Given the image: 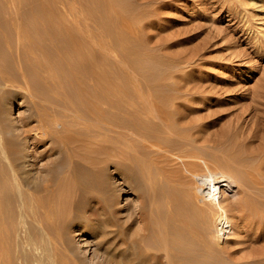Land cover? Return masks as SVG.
<instances>
[{
	"label": "rangeland",
	"instance_id": "obj_1",
	"mask_svg": "<svg viewBox=\"0 0 264 264\" xmlns=\"http://www.w3.org/2000/svg\"><path fill=\"white\" fill-rule=\"evenodd\" d=\"M69 45L70 55L60 53ZM87 64L109 78L115 107L101 99L89 109L85 96L102 91L74 70ZM137 92L166 99L164 121L142 120L157 144L181 140L184 154L204 155L197 180L213 174L205 196L220 207L242 200L221 148L253 133V147L264 138V0H0V170L13 167L17 186L2 191L16 195L7 203L12 264H128L120 256L132 253L143 264H167L175 251L181 264H264L262 214L239 219V207L215 213L216 222L208 215L205 229L193 227L200 237L151 223L173 207L163 191L180 188L167 178L183 182L178 165L194 157L177 160L125 133L122 101L141 107ZM161 122L166 130L155 131ZM258 191L245 193L255 200L245 210L264 206Z\"/></svg>",
	"mask_w": 264,
	"mask_h": 264
},
{
	"label": "bare ground",
	"instance_id": "obj_2",
	"mask_svg": "<svg viewBox=\"0 0 264 264\" xmlns=\"http://www.w3.org/2000/svg\"><path fill=\"white\" fill-rule=\"evenodd\" d=\"M255 1H257V0H255ZM254 3H256V2H254ZM58 34L59 35L56 36L57 39L55 37V40L56 41L59 40L58 37H62L63 38L65 36V34L63 32L62 33H58ZM66 36H68V34ZM89 38L91 39V37H89ZM61 51L62 52H60V53H62V54L64 53V55L69 54L70 53L69 52L70 51V45L68 47L65 46ZM69 63H71V62H69ZM74 70L77 71V73L83 74V77L84 76H88L89 79L92 81L94 87L98 88L103 93L102 94V93H99L98 92V94H96L97 93L96 92L95 94L90 93V94H87L85 96V99H88V100H84V101H88L89 109L90 110L91 109H94V108L97 109L99 107V105H100V102L98 103V101H101V99H103L105 105H107L109 108H113V107L116 106V103L114 102V99H113V98H116V97L114 96L115 94L112 95V93L110 92V88H111L112 84L109 81V78L107 77V75L105 76L103 74H98L97 72H95L97 70L94 68V66H91L90 64L88 65V67H84L83 69H82V67H80V68H75ZM142 95L143 94H141L139 92L136 93L137 98L143 99V104H142L141 107H139V106L137 107V105L132 100H130V101L129 100H126L125 102L122 101V103H124V112H125V115L127 116V121H126V124H125V128L127 130L126 129H123V128H120V129H123L122 131H125L126 130L125 133H128L127 131H129V130L133 131L134 134H135V136L137 138H142L148 144V145L145 144L146 146H151V145L153 146L154 145L157 150H160L161 152H163L162 153L163 155H166V154L167 155H170L173 158L175 157V159H177V160H179L178 158L181 159V155L182 156H186L185 158H187V157H190V158L192 157L193 158L194 157L193 160L190 159L191 162H187V160H186V162L183 161V160H181V163L182 164L178 165V167L180 169H182V171H185V170L187 171V174L183 176V180L181 179L183 182H178L177 181L178 178L176 177V179H175L174 178L175 177L174 175L172 177H168L167 178V180H169L168 183L171 182L172 185L180 186V188L179 189L177 188L176 194L171 193V191H168V189H167V191H163L164 196L167 197V199L169 200L170 204L173 205V207L171 206L172 209L169 208V211L171 210V212L165 213L163 215H159V214L155 215L154 216L155 218H152L153 222H151V223H154L155 226L158 225L159 222L160 223L161 222L174 223L178 227H180L179 230H184L183 233L184 232H191V233L193 232V234H196L195 237L196 236L198 237L200 235V233H198L199 231L198 232L197 231L195 232L194 229H193V227H196L195 225H197V227H201V229H205L206 222H207V218H209L208 215H214L215 213H221L225 217L227 215H232V213L235 210H237L239 207H242L243 208L241 210L242 211L241 212L242 213V216H240L239 219H244L245 216H249V215L252 216L253 218L257 219V217H259L258 216L259 214L264 215V206L261 205L262 203L261 204L259 203L261 205V207H259V208H257L258 206L253 207V208L249 207V208H247V210H245V207H248L250 203H253V201H255L254 198L253 199L252 198L250 199V197H247L246 198V194L245 193L248 191L249 188L250 189H253L254 188V190L256 188V190L259 189L258 192H260V190H262V192H264V138L259 137L258 138V144L257 145L254 144L255 145L254 147L251 146V145H249V143L251 142V139H254V140L256 139V133L255 134L253 133L252 135L251 134L248 135L249 136V137L247 136L248 138L247 137L244 138L243 139V144L241 146H237L236 145V143H237L236 141L237 140L236 141L235 140H233V141L231 140L229 142V144H228L227 147H223L222 146L221 149H223L222 151H224L222 153V155L224 156L223 160H225V162L227 161L228 163H230L231 168H232L231 170H233V172L236 173L235 174V175H237V176H235L236 178L232 177V179L234 180V182L237 183V187H239L240 190L242 188V192H244V194H243L244 196H242V200H240V201H235L234 200L235 198L234 199L232 198L233 200L231 199L228 204H226L225 206L220 207V206H218L219 205L218 204V201L215 200V196L210 197V195H211L210 194L207 197V195L205 196V194H204V191L206 190L207 186L213 185V179H212L213 174H212V172H207V174L205 175V176L208 177V179L205 177L207 181H203L202 180L201 183H199L198 180H197V178H199V177L202 178V176L204 175V174L203 175L201 174L202 169L200 168V165L198 164V161H197L198 158H199L198 156L200 155V153L198 154L197 157L195 156V155H197V153L192 154L193 153L192 151H190V153L186 151L185 154H184V151L187 150L188 148H184V147L182 148V146L185 143L182 142L181 140H180V142H178L179 144L173 145V146L169 145L168 143H167L168 145L167 144H164L163 145V144L159 143V144L162 145L160 147V145L157 144L158 142L156 141V138L149 132V131L152 130V128L149 129L148 128V124H145L144 121H142L143 120V116H148V115H152V118L154 117V118L160 119L161 118V116H160L161 115L160 114V112H161L160 109H162L163 106L161 104H159V103L160 102L161 103H164V101L162 102L161 100H164L165 98L164 99H161L159 94H158L159 97L156 94L157 96H154V97H150L149 96L147 98L142 97ZM169 97L170 96H168V99H169ZM122 99H123V97H122ZM107 100H109V101H107ZM118 104L120 105V103H118ZM160 106H162V107H160ZM86 107H84V108H86ZM104 110L107 111L106 109H104ZM85 111L88 112V110H86V109H85ZM92 112H93V110H92ZM165 113L167 114V117L170 118V114L171 113L164 112L162 114V116ZM162 118H161V120H163ZM168 120H169L168 122H171L170 119H168ZM95 122H96V120H95ZM141 122L144 123V124H142ZM116 123L117 122H115L114 126L116 125ZM119 123L120 122H118V124ZM161 124L162 125H160V127L155 126L154 127V130L155 131H158L160 129H162L161 131L166 130L168 123L166 124V123H162L161 122ZM172 124H173V122H172ZM140 125H143V126H140ZM114 126H113V128H114ZM261 126H262L261 131L264 132V124H262ZM113 128L111 127V129H113ZM184 139L182 138V140H184ZM186 144H188V143H186ZM181 149H185V150L183 151ZM194 152H196V150ZM186 153H188V154H186ZM212 153H214V152H212ZM203 156L204 155H202L201 158ZM210 157L211 158H214L213 160L216 159L215 157H212V156H210ZM204 158H206V156ZM203 160L204 161H202V162L204 163L205 168H206V165L208 164V162L205 161V159H203ZM218 160H219V158H218ZM245 160H246V162L243 163V161H245ZM8 161H10V160H8ZM10 165L13 166L12 163ZM10 169H11L12 172H9V173H6V172L4 173V172H2V170H0V262H1V260L4 261L5 259H7L8 262L6 264H12V262L10 260L12 258V257H10V253H11L10 250H11L12 244H11V241H9L10 244H7V243H9L8 240H11L10 238H12V240H14L13 239L14 237H11V236L13 235V228L14 227H12V225H13L14 220H15L14 214H13V210L14 209L13 208H10L11 206L8 207V204L15 200L16 195L15 194L5 195V194H3L2 191H4V190L8 191V190L17 189V186L14 185L16 183L13 184V182H12L15 179V177H16L15 170H14L13 167L10 168ZM160 169H162V168H160ZM160 169H159V171H161ZM178 172L180 173V171H178ZM161 173H163V172H161ZM221 173H222V171H221ZM223 175L224 174H221L216 180H218V182H219L220 179L223 177ZM226 176L224 175V177H226ZM228 177H230V176H228ZM8 178L11 179V180H9ZM184 178L186 179V181L184 180ZM181 180H179V181H181ZM216 180H214V181H216ZM232 184H233V182H232ZM211 189H213V188H211ZM239 193H240V191H239ZM212 194H214V193H212ZM178 197L180 199L183 198L184 199V202L183 203H181V202L178 203V201L175 200ZM240 198H241V196H240ZM167 207H169V206H167ZM178 207H180L179 209H181V211L178 210ZM29 208H32V207L29 206ZM239 209H241V208H239ZM34 213H32V214H34ZM217 215L216 216L214 215V216L210 217L209 220H211L213 222H216L218 220ZM154 219L156 221H154ZM156 229H158V228H156ZM196 229L197 228H195V230ZM142 230L145 231L144 229H142ZM155 231H157V230H155ZM178 232H181V231H178ZM153 233H155V232H153ZM140 234L142 235V233H140ZM195 239H198V238H195ZM12 243H14V241H12ZM190 244H191L190 240H184V241H182V243H180V245L182 247H186V248ZM178 253H179V251H175V252H171L168 255H166L167 264H181L180 263L181 261L179 262V260L178 261H174L173 260V257L175 255H177ZM133 256H134V253H132L131 256H124V257L120 256V259H121L120 261L123 262V263H128V264L129 263H132V264H143L144 263L141 260V258L139 259L138 256H135V257H133ZM158 256L156 255L155 257H158ZM168 258H172V260H168ZM111 259L113 261L116 260V256L114 255V253H113V255L111 253ZM114 264H116V263H114Z\"/></svg>",
	"mask_w": 264,
	"mask_h": 264
}]
</instances>
